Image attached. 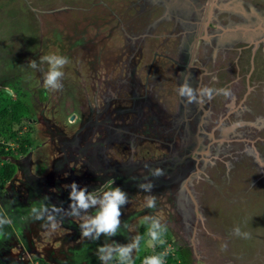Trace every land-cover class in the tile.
Wrapping results in <instances>:
<instances>
[{
    "label": "rangeland",
    "instance_id": "1",
    "mask_svg": "<svg viewBox=\"0 0 264 264\" xmlns=\"http://www.w3.org/2000/svg\"><path fill=\"white\" fill-rule=\"evenodd\" d=\"M221 3L0 0V90L5 98L6 93L13 100L22 98L36 125L34 133L26 125L20 133L32 140L26 180L34 190L28 191L24 172L18 173L0 190V202H6L9 195L14 197L16 187L29 216L21 222L31 223L24 233L51 264H102L95 255L98 246L126 245L133 236L142 235V228L144 239L139 251L133 253L137 264L141 255L156 246L148 245L149 225L143 221L145 215L153 214L163 216L173 238L164 251L173 254L177 250L172 264H264V31H255V27L264 26L260 17L264 8L258 6L264 0H229L228 8ZM224 9L230 10L231 18L218 13ZM250 13L259 16L251 19ZM175 15L177 24L170 30L167 19ZM206 16L216 26L206 28L194 56L196 68L192 63L186 70L185 53L174 48L176 29H182L191 43L195 22L201 20L197 24L201 27ZM167 30L169 38L165 39ZM216 33L223 38L220 45L213 40ZM143 35L154 38L143 45ZM190 48L189 55L193 46ZM50 52L70 60L58 91L45 89L42 72L28 67L29 61L35 60L47 71L40 57ZM163 55L173 58L172 62ZM107 79L113 95L116 89L124 94L119 103H104L108 111L102 118L100 93L102 87L110 90L102 82ZM185 81L194 88H228L231 95H214L203 105L189 104L178 94ZM133 89L131 94L124 91ZM0 105H4L1 99ZM167 111L169 114L164 113ZM39 114L38 120L43 122L45 116L49 127L37 125ZM7 128L2 125L0 129ZM68 138L82 139L83 145L95 141L99 146L87 157L77 152L63 157L61 141L69 143ZM106 141L114 143L103 148L100 144ZM10 142L6 149L18 147ZM4 161L24 169L21 157ZM157 167L164 169L165 175L150 177L157 208L148 209V194L139 191L137 184L144 182L149 168ZM107 169L115 172L106 173ZM121 170L138 179L120 178L114 185L129 196L117 235H102L92 242L80 237L79 221L73 218L63 217L55 231L30 219V207L45 196L50 198L48 203L68 210L71 188L65 185L75 182L77 190L87 186L91 192L112 177L116 179ZM1 211L4 209H0L3 215ZM236 226L251 238L235 237ZM166 237L165 242L170 239ZM16 252L12 250V255ZM28 257L31 264H38Z\"/></svg>",
    "mask_w": 264,
    "mask_h": 264
},
{
    "label": "clouds",
    "instance_id": "2",
    "mask_svg": "<svg viewBox=\"0 0 264 264\" xmlns=\"http://www.w3.org/2000/svg\"><path fill=\"white\" fill-rule=\"evenodd\" d=\"M40 63L47 64V71L40 69L35 60L29 61L28 67L42 72V82L45 89L61 90L63 87L61 81L65 75L64 69L70 63L69 58L58 54V52H50L40 57ZM212 79L215 81L217 78L213 76ZM178 94L185 98L189 104L203 105L206 100L210 101L214 95L230 96L231 90L205 86L194 88L185 81L179 85ZM145 167L148 166L145 165ZM164 175L165 172L162 168H149L148 175L144 177V182L137 184L139 191L148 194L145 197L148 209L157 208V196L152 194L155 185L150 177L160 178ZM115 183V179H109L91 192L87 186L77 190L78 184L75 182L65 185L66 189L71 188L68 197L70 201L68 210H65L63 206L57 207L48 203L50 198L45 196L30 207V218L33 222H40L42 228L50 231H55L60 226L63 217L73 218L79 221L77 226L80 237L92 242L98 241L102 235L105 237L115 236L122 224L120 219L123 214L122 208L129 203L128 193L123 191L121 187H114ZM143 221L149 225L146 232L148 245L152 247L156 243L163 245L165 243L163 236L168 232V226L163 222V216L145 215ZM10 223L9 217L0 215V231ZM124 227L128 228L127 222H124ZM233 235L242 239L251 238V234L242 231L239 226L234 227ZM143 239L144 237L136 235L126 245L105 243L103 246L97 247L95 255L102 264H111L113 261H116V264H135L133 253L139 251ZM224 247L226 245L222 246V248ZM143 264H164L163 254L146 257Z\"/></svg>",
    "mask_w": 264,
    "mask_h": 264
},
{
    "label": "flooded vegetation",
    "instance_id": "3",
    "mask_svg": "<svg viewBox=\"0 0 264 264\" xmlns=\"http://www.w3.org/2000/svg\"><path fill=\"white\" fill-rule=\"evenodd\" d=\"M220 1L222 2L221 3L222 6L227 7V8L229 7V0H220ZM226 4H228V6H226ZM258 6H260V8H264V4H259L258 3ZM228 11H230V10H225L224 12H223V10H220L218 13L222 17L231 18L232 13H229ZM236 11H238V10H236ZM249 15H250L251 19H252V17L254 19V18H258V16H259V15H256V14L254 16L253 13H250ZM260 17L262 19H264V13ZM205 18L206 19H202V21H203V23H207V25L206 26L203 25L202 28L197 25L198 23H201V20L198 21V22L197 21L195 22V24H194L195 25L194 33H192L193 34L192 35L193 37L190 38L191 39V43H189V38L186 39V37H183L182 32H184V31L182 29H176L177 30V33L175 34L176 38L173 37L177 41L180 40L181 38H184V41H181V42H183L182 45H181V47L178 45V42L176 41L174 43L175 44V47L174 48H175V50H177L179 52V54L182 53V52H183V54L185 53V55H183L184 56V59H185L183 64L185 65V69L186 70H187L186 66H190L192 63H193V65L196 68V64L197 63L195 62V59H192L191 55H189V50L192 49L190 47H192L196 43V42H194V40L195 39H198V38H202V36L205 34L204 31L206 30V28L208 26L209 27H212V28H214L216 26V25H213L214 23H210V20H208V17L207 16ZM167 20L169 22V26L168 27L171 30V27H175V23L177 22L178 18L175 15L173 18H169ZM255 29H256L255 31H259V30L260 31H264V26L255 27ZM168 30L166 32L167 34L164 35L165 36V39H166V37L169 38V35H168L169 32H168ZM180 31H182V32H180ZM197 33H198V35L196 36ZM185 35H187V34H185ZM213 37H214L213 40L218 45H220L219 44L220 41H223V38H221V36L218 37L217 36V33L214 34ZM151 38H154V37H152V35H150V36L149 35H143V39H142L143 45L144 44L145 45L146 44H149ZM152 44H153V42H152ZM242 47H244V46H242ZM154 48H156V47H154ZM174 48H173V50H174ZM176 55H177V53H176ZM163 56H164L165 59L171 61L173 58H175V53H174V57L171 58V59H168L167 56H165V55H163ZM157 57H159V56H157ZM239 59L242 62L244 60V57H241L240 56ZM256 61H257V58H255V63H256ZM177 64H179V62ZM183 64L182 65L180 64V66H183ZM199 70H200V68L198 69V71ZM120 72L123 73L122 70ZM102 82H103V84H106L110 88V90H108L106 92L104 90V87H102L101 93H100L101 102L103 104L101 105L99 111H100V113L102 115V118H103L105 115H107V111H108L103 106L104 103L105 102L115 103V104L116 103H119L120 102V98L123 96L124 93H121L122 91L120 92L119 89H116L117 93H116V95H113V93H111L112 92V89H111L112 85H110V86L108 85L109 80L108 79L107 80H102ZM107 86H105L106 89H108ZM98 91H99V89H96V92H98ZM124 91H125L126 94H131V93H134L135 92V89L130 90V91H127V90H124ZM109 93H111V94H109ZM185 110L187 112V109H185ZM164 113L165 114H169L168 111L167 112H164ZM40 115H42V114H39L37 116V121H39L37 123V125H43L44 124L46 127H49L50 124H49L48 120H46L47 118L45 116H44L45 120L43 122H42V120H38L39 118H41ZM32 120H34V119L32 117H29L28 124H29V126L32 127L31 133H34L36 131V125L34 126V124L32 123ZM162 130H164V128H162ZM82 132H83V130L81 129V132L80 133H82ZM76 134H77V136H80L79 131ZM95 136L97 137V135H95ZM61 138L63 140L65 139V137H61ZM86 138H87V136L85 137V139ZM69 139L70 138H68L67 140H69ZM82 142H83L82 139L81 140L80 139H77V141H70L69 143L66 142L65 144H64V141H61V146L63 147V155L62 156L65 157V155H67V153L74 154V153L77 152L78 154H81L82 156L87 157L88 156V152L97 149L98 146H99L98 143L95 142V141H90V142L86 141L84 145L82 144ZM110 142L111 143H114V141H108V142L106 141V142H104L103 144H100V145L104 148V146H107V143L109 145ZM31 149H32V145L30 146L29 151L26 152L25 154H21L20 156H15L16 158L21 157L22 159H25V163H24L25 165L23 167L24 169H22V167H20V170H18L19 168L17 169V167H16V169H17L16 175L18 173L23 174V172H24L25 175L23 176L22 179H25L23 182L26 183V184H28V187H29L28 188V191L29 192H32L34 190V185L32 186V184H30V181L29 180H26V178L30 175V168H29L28 162L30 163V156H29V154L31 152ZM115 153L121 155L119 150H115ZM106 154H109V151H108L107 148H106ZM112 155H114V154L112 153ZM79 162L80 161L76 162V164L79 163ZM127 169L128 168L125 165L124 170H127ZM124 170H121L123 172V173H121V175H120V172L119 171L117 172L118 177L116 179L112 177V179H115L116 183L118 182V180L120 178H123L125 181L134 180V178H136L135 176H132V175L131 176H128V175L125 176V174H124L125 171ZM110 171H113V170H108L107 169L106 170V173H108ZM113 172H115V171H113ZM16 175H15V177H16ZM128 178H130V179H128ZM136 179H138V177ZM12 195H14V197H12L11 195H9V196H11V198H9V196H8L6 202L5 201L0 202V209L3 208L4 211H5V212L1 211L3 213V216H5V217L7 216V217H9L11 219V223L8 224V225H5L4 228H3V230L0 231V235H1V239H2V242L0 240V264H31V261H30L29 257L27 258V256H32L36 260V262L38 264H51L37 250V247H38L37 243L34 244V242L31 241V238L28 237L26 235V233H24V230L25 229H30L31 223L30 222L29 223H22L21 222L22 219L23 220L29 219V216L23 210L25 204H24V201L22 200L20 194L16 191V187H15V190L13 188V194ZM2 197L4 198V196H2ZM3 233L6 234V237L5 238L3 236ZM167 234L168 235L165 234L164 236L165 237L168 236V238H170V241L165 246V248H168L167 246L170 245V243L173 240V238L170 235V233L167 232ZM126 237H127V235H126ZM21 243H22V245H21ZM14 249L17 252L14 255H12V250H14ZM175 251H177V250H175ZM175 251L173 252L172 255H174L176 257ZM169 252L171 253L172 251H169Z\"/></svg>",
    "mask_w": 264,
    "mask_h": 264
},
{
    "label": "trees",
    "instance_id": "4",
    "mask_svg": "<svg viewBox=\"0 0 264 264\" xmlns=\"http://www.w3.org/2000/svg\"><path fill=\"white\" fill-rule=\"evenodd\" d=\"M2 92L3 91L0 90V99L4 105L6 103H8V105H3V107L0 105V107H2L0 109V128L2 125H6L9 128L5 130L0 129V189L4 188L11 180H13L17 172L16 166L9 161H4V158L25 154L29 151V148L32 145V140L29 135L20 134L25 125L29 130L32 129L28 124V119L30 117L29 106L21 100L22 98H20V100H13L11 96H8L9 94L6 93L7 98L9 99L7 100V98L2 95ZM2 139H4L5 142H2ZM10 141L18 144V147L14 149H6L8 144L11 143ZM144 232L145 231L141 228V236H143ZM169 241L170 239H168L163 245L157 243L152 252L144 253L138 258L137 264H143L144 258L149 257L150 255L159 254H163L164 264H172L175 256L172 255V253H164L165 246Z\"/></svg>",
    "mask_w": 264,
    "mask_h": 264
},
{
    "label": "crops",
    "instance_id": "5",
    "mask_svg": "<svg viewBox=\"0 0 264 264\" xmlns=\"http://www.w3.org/2000/svg\"><path fill=\"white\" fill-rule=\"evenodd\" d=\"M199 24V23H198ZM206 26L207 25V23H203L202 22V24H201V28H202V26ZM180 32H182V31H180ZM182 35H183V37H186V35L184 34V32H182ZM197 35H198V33H197ZM186 39H187V37H186ZM181 41H184V38H181L180 40H178L177 42H178V45L181 47V45H182V43L183 42H181ZM195 44L193 45V50H192V54L191 55H193V56H196V53H197V51L199 50V42H201V38H198V39H195ZM157 48V47H156ZM156 48H154L155 50H161L159 47L156 49ZM163 50V49H162ZM162 57V56H161ZM163 58H164V56H163ZM165 59V58H164ZM192 59H194V57H192ZM111 80H109V82H110ZM1 189H3V188H1ZM0 189V190H1Z\"/></svg>",
    "mask_w": 264,
    "mask_h": 264
},
{
    "label": "water",
    "instance_id": "6",
    "mask_svg": "<svg viewBox=\"0 0 264 264\" xmlns=\"http://www.w3.org/2000/svg\"><path fill=\"white\" fill-rule=\"evenodd\" d=\"M191 57H194L193 55H191ZM74 116L71 117V119L73 120Z\"/></svg>",
    "mask_w": 264,
    "mask_h": 264
}]
</instances>
